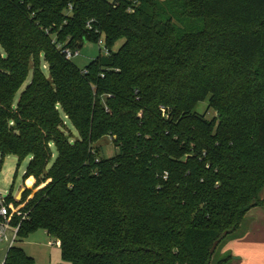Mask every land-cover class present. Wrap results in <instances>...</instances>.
Returning <instances> with one entry per match:
<instances>
[{
	"label": "trees",
	"instance_id": "16d2710c",
	"mask_svg": "<svg viewBox=\"0 0 264 264\" xmlns=\"http://www.w3.org/2000/svg\"><path fill=\"white\" fill-rule=\"evenodd\" d=\"M102 36L110 55L83 68L63 53ZM8 155L30 160L3 264H36L38 229L63 264H226L218 246L264 205V0H0Z\"/></svg>",
	"mask_w": 264,
	"mask_h": 264
},
{
	"label": "rangeland",
	"instance_id": "374dc122",
	"mask_svg": "<svg viewBox=\"0 0 264 264\" xmlns=\"http://www.w3.org/2000/svg\"><path fill=\"white\" fill-rule=\"evenodd\" d=\"M195 22V21H194ZM196 25V23H192ZM118 45L114 46V50H117ZM80 55L73 58L74 62L79 68L85 67L88 63L99 57L100 54L105 53L104 46L101 47L97 41L85 40L79 49ZM43 67L48 73V67L45 62H43ZM31 79V74L28 81L24 84L21 91L26 87L27 83ZM20 91V92H21ZM196 112L205 114L206 117L210 118L213 116L214 112L208 108V101H202L198 103L195 109ZM69 134L73 135V139L78 138L79 134L76 129L67 123ZM96 146L99 147V156L103 158H110L119 153V148H117L110 135L102 137ZM53 160L55 159L57 152L53 148ZM29 158L25 159L21 166L17 170L18 157L15 155L6 156L3 163L0 162V193L7 195L11 193L12 196L17 197L19 192L23 187V174L29 162ZM16 170L18 171L16 174ZM22 247L25 251L31 255L36 264H61L62 256L61 249L58 245L54 243L53 237L49 236L43 229H38L37 231L31 233L27 238L21 242ZM10 247L9 241H0V264L5 260L8 249ZM222 243L218 246L214 260L220 258Z\"/></svg>",
	"mask_w": 264,
	"mask_h": 264
},
{
	"label": "crops",
	"instance_id": "0c3cea01",
	"mask_svg": "<svg viewBox=\"0 0 264 264\" xmlns=\"http://www.w3.org/2000/svg\"><path fill=\"white\" fill-rule=\"evenodd\" d=\"M221 243L219 259L231 257L226 264H264V205L250 209L240 228Z\"/></svg>",
	"mask_w": 264,
	"mask_h": 264
},
{
	"label": "built area",
	"instance_id": "2783aa9c",
	"mask_svg": "<svg viewBox=\"0 0 264 264\" xmlns=\"http://www.w3.org/2000/svg\"><path fill=\"white\" fill-rule=\"evenodd\" d=\"M92 20L88 23V27L92 28L91 26ZM98 44L105 48V53L102 55L109 56L110 55V49L105 45V40L102 37L99 38ZM63 53L65 54L66 58L73 59L80 55L79 50H73L71 48H65L63 50ZM84 74H88V69L83 70ZM102 77H104V74H102ZM9 194L3 195L0 193V241H9L10 246L13 245L17 239V235L19 232L20 224L13 225L10 221L9 217V206L7 204ZM21 215V213L19 214ZM26 217V215H23V219Z\"/></svg>",
	"mask_w": 264,
	"mask_h": 264
},
{
	"label": "water",
	"instance_id": "95a60500",
	"mask_svg": "<svg viewBox=\"0 0 264 264\" xmlns=\"http://www.w3.org/2000/svg\"><path fill=\"white\" fill-rule=\"evenodd\" d=\"M25 191V188H22L21 191L19 192L17 199H21L23 192ZM221 242V240H217L216 242H214L212 249H211V253H214L217 246L219 245V243Z\"/></svg>",
	"mask_w": 264,
	"mask_h": 264
}]
</instances>
